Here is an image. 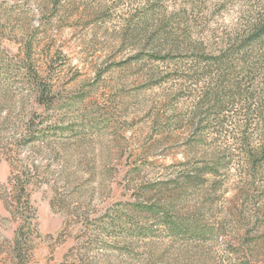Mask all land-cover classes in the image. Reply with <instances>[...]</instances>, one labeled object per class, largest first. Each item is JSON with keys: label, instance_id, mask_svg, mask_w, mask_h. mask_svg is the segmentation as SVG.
Returning <instances> with one entry per match:
<instances>
[{"label": "rangeland", "instance_id": "obj_1", "mask_svg": "<svg viewBox=\"0 0 264 264\" xmlns=\"http://www.w3.org/2000/svg\"><path fill=\"white\" fill-rule=\"evenodd\" d=\"M262 2L0 0V264H264V160H222L220 191L172 206L215 160L158 116L193 108L176 37L216 41Z\"/></svg>", "mask_w": 264, "mask_h": 264}, {"label": "trees", "instance_id": "obj_2", "mask_svg": "<svg viewBox=\"0 0 264 264\" xmlns=\"http://www.w3.org/2000/svg\"><path fill=\"white\" fill-rule=\"evenodd\" d=\"M241 27L238 32L217 37L218 42L214 37L207 42L193 39L189 29L174 40L175 47H185L188 56L171 71L172 78L179 81L175 92L192 98L193 108L180 115L173 100L169 112H159L158 116L165 120L162 126L168 132L188 130V146H205V160L215 161L182 171L181 180L168 193L172 206L190 192L220 191L225 182L206 175L218 173L224 165L222 160H264V2ZM175 34L174 28H165L147 39L155 42L157 37L160 40ZM255 131L257 138L253 137ZM158 207L164 209L161 219L166 221L170 206Z\"/></svg>", "mask_w": 264, "mask_h": 264}]
</instances>
